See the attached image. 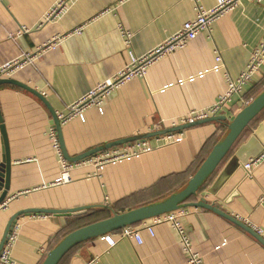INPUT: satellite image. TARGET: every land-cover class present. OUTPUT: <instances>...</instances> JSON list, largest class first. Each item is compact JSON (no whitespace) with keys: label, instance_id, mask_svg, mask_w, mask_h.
Returning <instances> with one entry per match:
<instances>
[{"label":"crops","instance_id":"0c3cea01","mask_svg":"<svg viewBox=\"0 0 264 264\" xmlns=\"http://www.w3.org/2000/svg\"><path fill=\"white\" fill-rule=\"evenodd\" d=\"M59 1L0 0V67L24 54L32 56L11 77L1 78H13L40 92L56 114L124 68L129 52L148 53L197 13L194 0H67L58 16L47 18ZM197 2L205 8L215 5V0ZM120 26L132 34L129 46ZM263 41L264 0H239L234 10L213 23L211 31H201L185 47L150 64L144 76L118 87L104 101L102 112L89 107L84 120L74 117L62 124L68 154L180 125L177 122L190 111L215 102L225 91V74L235 78ZM263 89L264 64L233 95L223 122L148 138V151L99 166L94 159L72 163L69 179L55 184L61 167L49 137L53 126L49 108L20 86L0 84V165L6 155L1 125L10 158L9 187L0 203V242L9 218L20 210L89 206L81 216H20L13 230V264H40L63 234L93 219L99 207L111 216L177 190L221 138L226 124ZM169 135L175 137L166 142ZM263 150L264 108L192 201L204 198L264 234V201L260 200L264 163L250 174L242 167ZM182 208L179 221L204 264H264V245L250 233L211 210ZM135 227L139 240L121 236L118 229L106 234L114 244L108 243L106 235L96 237L74 247L60 264H84L93 257L97 264H186L187 256L170 223L148 219Z\"/></svg>","mask_w":264,"mask_h":264},{"label":"built area","instance_id":"2783aa9c","mask_svg":"<svg viewBox=\"0 0 264 264\" xmlns=\"http://www.w3.org/2000/svg\"><path fill=\"white\" fill-rule=\"evenodd\" d=\"M66 1L67 0H60L48 13L47 18H54L58 16L63 11L65 6L64 3ZM194 1L197 3V13L194 19L184 22L179 30H177L170 37L166 38L148 53L142 56H135L129 52L130 60L124 66V68L119 70L112 78L96 84L78 100L68 105L64 112H59L56 114L60 125L66 123L74 117L84 120V111L89 107H96L100 112H102L104 101L109 98L118 87L136 76H144L146 69L150 64L155 62L160 57L171 54L172 52L185 47L187 43L194 39L201 31H211L212 25L214 22H216V20L221 18L226 13L234 10L239 4V0H215L214 6L211 8H205L200 5L197 0ZM251 1L259 2L260 0ZM120 31L123 35L124 43L126 46H129L132 38L131 32L122 28V26H120ZM31 60L32 56L30 54H24L21 56V58H17L5 63L0 67V77H11L12 74L22 69ZM217 60H220V56L217 57ZM262 64H264V41L253 50L245 68L235 78L231 77L227 73L225 74V91L217 97L215 102H213L208 107L190 111L177 123L185 124L196 120L206 119L212 116L225 115V112L229 110L233 95L239 94L241 92L243 86L252 79V76L259 70V67ZM249 102L250 101H247L246 104ZM177 123H174L173 125H177ZM49 137L52 140V146L54 150L58 154L61 167V176L56 179L55 184H61L69 179L67 174L72 163L65 160L62 156L54 126H52L49 131ZM172 137H175V135L167 136L165 139L166 142H168ZM149 149L150 146L146 141L133 142L123 147L119 146L108 149L107 151L99 153L88 160L94 159L95 165L99 166L103 163L136 155L141 152H146ZM262 163H264V150L259 155L249 158L242 164V167L247 174H250L256 166ZM260 200L264 201V197ZM183 212L184 209L180 208L155 216L151 218V220L153 223L168 222L176 230L178 240L187 256L186 264H204L202 257L192 248L189 233L179 221V217L183 214ZM252 228L264 237V234L261 233L260 230L254 227ZM149 231H151L150 228ZM120 235L123 237L135 238L138 240L140 239L135 225H129L121 228ZM105 238L109 244H114V240L110 236L106 235ZM14 239L15 235L12 231L0 252V264H13L11 258V248ZM40 251H44L43 248H41ZM84 264H97V258L93 257L87 260Z\"/></svg>","mask_w":264,"mask_h":264},{"label":"water","instance_id":"95a60500","mask_svg":"<svg viewBox=\"0 0 264 264\" xmlns=\"http://www.w3.org/2000/svg\"><path fill=\"white\" fill-rule=\"evenodd\" d=\"M14 84L20 86L38 98H40L46 106L49 108L51 115L53 126L56 130V135L58 139V143L61 149L62 156L65 160L70 163L82 162L86 161L89 158L107 151L110 148L117 146H126L131 144L132 142H145L148 138L151 137H159L160 135H166L172 132H178L180 130H184L186 128L196 126L206 122H223L226 118L225 116H212L202 120H196L193 122L180 124L177 126L163 128L160 130H153L151 132H146L134 136H130L127 138H122L119 140H115L113 142H109L103 146H98L95 148H91L81 154L71 156L68 154L66 150V146L64 143V139L62 136V128L58 119L56 117V113L49 107L47 100L44 96L34 90L33 88L22 84L19 81L14 80L13 78H1L0 84ZM264 108V89L263 91L256 96L253 100H251L248 104H246L234 117L231 121L226 124V129L221 138L214 144L210 152L192 174V176L177 190L173 191L169 195L159 200L150 202L143 206L130 209L120 213H113L111 216L106 218L85 224L76 229H73L69 233H67L64 237H62L45 255L44 259L40 264H59L62 258L74 247L77 245L94 239L96 237L106 235L108 233L114 232L118 229L129 225H136L141 223L142 221L151 219L155 216L161 215L166 212L174 211L180 209L184 206H194L200 207L204 209L211 210L220 216L230 220L237 226L244 229L246 232L250 233L254 236L261 244L264 245V237L257 233L252 227L248 224L244 223L242 220L238 219L235 216H232L215 205L207 202L204 198H200L198 200L192 201L200 190V188L204 185V183L208 180L211 174L215 171L217 166L223 160V158L229 153L232 146L235 144L238 137L244 131V129L248 126L250 121ZM0 123H2V118L0 114ZM6 155L3 160V163L0 165V203L6 197L8 187H9V170H10V158L8 155V145L7 139L4 131V127L1 125ZM255 157V156H254ZM245 160L244 162H246ZM89 206L84 207H75L68 209H51V208H29L16 212L13 214L4 229L3 237L0 242V252L3 248L4 243L11 235L14 227L17 223V220L20 216H29L31 214H54V215H64V216H81L87 213Z\"/></svg>","mask_w":264,"mask_h":264},{"label":"trees","instance_id":"16d2710c","mask_svg":"<svg viewBox=\"0 0 264 264\" xmlns=\"http://www.w3.org/2000/svg\"><path fill=\"white\" fill-rule=\"evenodd\" d=\"M199 164H200V163H199ZM99 208H100V209H96L94 213L92 212V213L94 214V215H93V219H89L88 222H87L86 224L108 217V216H105V212H103L105 208H104V207H99ZM84 225H85V224H84ZM82 226H83V225H82ZM79 227H80V226H79ZM77 228H78V227H77ZM75 229H76V228H75ZM70 231H72V230H70ZM70 231H68V232H66L65 234H63L62 237H64V236H65L67 233H69ZM62 237H61V238H62ZM65 256H66V255H65ZM65 256H64V257H65ZM64 257H63V258H64ZM63 258H62V259H63ZM61 261H62V260H61ZM61 261H60V262H61ZM60 262H59V264H60Z\"/></svg>","mask_w":264,"mask_h":264}]
</instances>
